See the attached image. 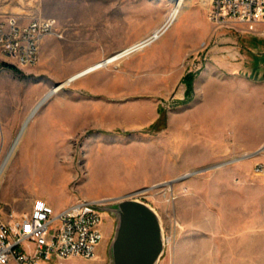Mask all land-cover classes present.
<instances>
[{"label":"rangeland","instance_id":"374dc122","mask_svg":"<svg viewBox=\"0 0 264 264\" xmlns=\"http://www.w3.org/2000/svg\"><path fill=\"white\" fill-rule=\"evenodd\" d=\"M210 1L183 0L161 40L64 85L151 34L179 0H0V20L52 17L62 33L34 66L0 53V212L106 201L97 256L50 264H113L110 209L124 198L159 214L158 264H264V38L218 27ZM44 143L53 161L37 158ZM132 148L144 151L126 159ZM149 156L122 182L98 162L134 170Z\"/></svg>","mask_w":264,"mask_h":264},{"label":"built area","instance_id":"2783aa9c","mask_svg":"<svg viewBox=\"0 0 264 264\" xmlns=\"http://www.w3.org/2000/svg\"><path fill=\"white\" fill-rule=\"evenodd\" d=\"M209 18L220 28H240L264 38V0H211ZM62 37L58 21L35 17L23 22L17 15L0 20V53L18 66L30 67L40 60L43 41ZM264 171V162L257 164ZM104 199H78L56 210L37 199L29 213L0 212V264H50L73 257L93 259L104 239Z\"/></svg>","mask_w":264,"mask_h":264},{"label":"water","instance_id":"95a60500","mask_svg":"<svg viewBox=\"0 0 264 264\" xmlns=\"http://www.w3.org/2000/svg\"><path fill=\"white\" fill-rule=\"evenodd\" d=\"M110 210L119 217L112 244L113 264H158L165 250V238L157 211L146 202L127 198Z\"/></svg>","mask_w":264,"mask_h":264},{"label":"bare ground","instance_id":"6f19581e","mask_svg":"<svg viewBox=\"0 0 264 264\" xmlns=\"http://www.w3.org/2000/svg\"><path fill=\"white\" fill-rule=\"evenodd\" d=\"M183 8V0H179V2L177 3V5L170 11V13L168 14L165 22L158 28H156L151 34L147 35L144 39H142L141 41L133 44L132 46H130L129 48H127L126 50H123L121 52L116 53L115 55H113L112 57L105 59L104 61L94 64L76 74H73V76H71L68 81L64 84H70L71 82L77 81L81 78H84L86 76H88L89 74L99 70L100 68L106 67L112 63H114L115 61L133 53L136 51H142L145 48H147L148 46H151L152 44L156 43L157 41L161 40L162 37H164V35H166L169 31V29L176 23V21L178 20L181 10ZM174 28V27H173ZM105 40V39H104ZM60 90V88H57L56 90L53 91L54 93H57ZM52 94L47 95L44 100L39 104L38 107H41V105L43 104V102L47 101V99H49V97ZM31 117V116H30ZM19 139L17 140L16 144H18ZM119 173H115L113 175L114 179H122V177H119ZM9 179V178H8Z\"/></svg>","mask_w":264,"mask_h":264},{"label":"crops","instance_id":"0c3cea01","mask_svg":"<svg viewBox=\"0 0 264 264\" xmlns=\"http://www.w3.org/2000/svg\"><path fill=\"white\" fill-rule=\"evenodd\" d=\"M35 148H36V146L34 145V149ZM41 149H43V151H41ZM107 151H111V150L108 149ZM143 151L144 150L141 151L138 148L137 149L132 148L127 153L128 156L126 159H132V158L137 159L138 156ZM55 152H56V150L53 147H51L49 144H46V143H44L42 147H38V145H37V149H35L36 156L40 160L46 159V160L53 161V159L55 157ZM98 159H100V158H98ZM149 159H150V156L145 159L147 161L146 163H149V164H147L148 166L147 165L146 166L141 165V166L135 167L134 170H126L125 168H123L120 164V160L115 158V157H109V159H106V160L100 159L98 162L103 163L101 165V169H103L106 172V174H109L113 177V175L115 173H119L120 174L119 177H122V179L118 180V178H117L116 180L122 182V181H125V180L127 181V180L131 179L133 177V175H135V173L140 172L142 169H145V167H149L151 164L149 162ZM52 167H54V166H50L49 168H52Z\"/></svg>","mask_w":264,"mask_h":264},{"label":"trees","instance_id":"16d2710c","mask_svg":"<svg viewBox=\"0 0 264 264\" xmlns=\"http://www.w3.org/2000/svg\"><path fill=\"white\" fill-rule=\"evenodd\" d=\"M7 66L10 67L11 69H14L15 71H17V69L13 65H7Z\"/></svg>","mask_w":264,"mask_h":264}]
</instances>
